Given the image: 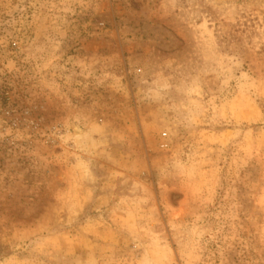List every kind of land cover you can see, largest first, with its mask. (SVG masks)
Here are the masks:
<instances>
[{
    "label": "rangeland",
    "instance_id": "374dc122",
    "mask_svg": "<svg viewBox=\"0 0 264 264\" xmlns=\"http://www.w3.org/2000/svg\"><path fill=\"white\" fill-rule=\"evenodd\" d=\"M0 264H264V0H0Z\"/></svg>",
    "mask_w": 264,
    "mask_h": 264
},
{
    "label": "bare ground",
    "instance_id": "6f19581e",
    "mask_svg": "<svg viewBox=\"0 0 264 264\" xmlns=\"http://www.w3.org/2000/svg\"><path fill=\"white\" fill-rule=\"evenodd\" d=\"M73 129H74L75 132H76V133H75L76 136H80V135L83 133V131H82V129H81L80 126H74Z\"/></svg>",
    "mask_w": 264,
    "mask_h": 264
}]
</instances>
